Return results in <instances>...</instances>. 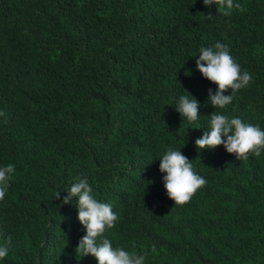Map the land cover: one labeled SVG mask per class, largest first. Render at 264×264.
I'll return each mask as SVG.
<instances>
[{
  "label": "trees",
  "instance_id": "trees-1",
  "mask_svg": "<svg viewBox=\"0 0 264 264\" xmlns=\"http://www.w3.org/2000/svg\"><path fill=\"white\" fill-rule=\"evenodd\" d=\"M234 3L245 11L0 0V167H15L0 202V245L11 241L0 264H98L75 253L86 230L77 198L63 197L77 178L119 217L105 237L145 264H264V153L241 161L195 145L214 111L264 130V0ZM217 42L252 77L225 109L207 102L217 86L196 68L199 49ZM189 93L196 122L176 111ZM169 147L207 181L183 207L159 171Z\"/></svg>",
  "mask_w": 264,
  "mask_h": 264
},
{
  "label": "clouds",
  "instance_id": "clouds-1",
  "mask_svg": "<svg viewBox=\"0 0 264 264\" xmlns=\"http://www.w3.org/2000/svg\"><path fill=\"white\" fill-rule=\"evenodd\" d=\"M203 3L207 7L215 5L225 16L230 15L234 8L245 11L234 0H203ZM199 53L196 68L205 79L217 86L215 94L209 90L207 102L210 101L216 109H225L239 90L250 85L252 77L247 71L241 70L225 44L217 42L212 47H201ZM229 91L230 94H225ZM200 107V102L189 93L179 97L176 111L188 122H196L200 118ZM0 116H5V113L0 111ZM208 128L209 131L195 140L198 152L223 145L227 153L234 154L241 161H247L250 156L259 158L264 153V130L258 125L214 111L210 114ZM159 160V171L165 173L163 186L168 198L176 206L183 207L190 203L196 193L206 186V179L197 174L192 160L183 155L180 149L169 147ZM14 173L15 167L12 164L0 167V202L5 200ZM60 193L57 192V199L60 198ZM73 197L77 198L78 220L86 230V235L75 248L76 256H93L98 264H145L144 255H137L122 247H113L111 241L105 237L116 226L119 217L110 203L98 201L87 179L77 178L67 189L63 203L68 204ZM10 242L9 238L6 244L0 245V260L9 255Z\"/></svg>",
  "mask_w": 264,
  "mask_h": 264
}]
</instances>
